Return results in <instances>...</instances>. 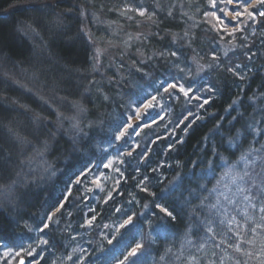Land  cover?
Here are the masks:
<instances>
[{
  "label": "trees",
  "instance_id": "16d2710c",
  "mask_svg": "<svg viewBox=\"0 0 264 264\" xmlns=\"http://www.w3.org/2000/svg\"><path fill=\"white\" fill-rule=\"evenodd\" d=\"M216 1L0 0V187L14 186L0 201V255L47 241L29 262L264 264L260 217L216 201L225 171L264 145V6L220 27L206 20ZM120 2L145 13L148 35L92 76L79 13L118 26ZM32 153L49 179L16 182Z\"/></svg>",
  "mask_w": 264,
  "mask_h": 264
},
{
  "label": "rangeland",
  "instance_id": "374dc122",
  "mask_svg": "<svg viewBox=\"0 0 264 264\" xmlns=\"http://www.w3.org/2000/svg\"><path fill=\"white\" fill-rule=\"evenodd\" d=\"M216 3L220 5V8L218 9L216 15H208L206 17V20L210 23V25L217 23L218 25H220V27H222L224 23L226 25L228 24V22L233 23L239 18H242L243 15L237 17L236 19H233L232 13L234 11H239L241 12V14L244 13L243 7H238L234 3L228 4L225 2V0H217ZM134 6L135 4H133L132 2L130 4L121 2L119 3V8L124 18H126V23L120 24L118 26H112L111 24L104 22L103 16L100 15L99 12H87L83 14L79 13L82 32H84L91 44L90 49L92 58L90 62L93 68L92 76H101L100 74H102L103 72L100 71H103V68L106 69L107 72H109V70L111 68H114L113 66H115V59L120 62L122 58L125 59L128 54L133 55V53L129 50V44L133 48V46H135L136 44H141V39L146 38V36L148 35L149 22L146 18V15H140V12L143 11L138 10V8H135ZM79 9L80 8H78V12ZM229 30L230 29L228 28L222 29V31L226 32H228ZM107 38L111 40H107ZM27 93H30L35 97V99L39 100L33 92L27 90ZM150 94L151 93H143L140 96H146L148 99L150 98ZM144 107L145 105L136 110V116L130 119L129 124H135L137 122L138 115H140L144 111ZM26 148L28 149V154L32 151H35V148H33V146L31 147L29 145ZM259 156L264 157V152L262 154H259ZM254 157L255 156L245 159L238 164L239 166L228 168L221 177V181L216 191V201L219 203V201L221 200L222 202L227 203L228 200H230L231 205H235L237 203V205H235L236 210L241 211V217H244V208H248L251 212L254 211V213L257 214V217L264 216V213H262L261 211L262 206L264 208V197H261L260 200H258L257 198H252L250 202L244 200L245 195H254L255 197L258 195H264V193H260L258 189L252 188L253 181H255L257 185H259L261 180H264V159H257L256 164L253 166L251 164V159ZM245 172H247L249 175L244 176ZM50 174V168L44 159V155L40 153H32L30 163H28L21 169L20 173H18L14 180L16 182L23 183H40L43 182L45 178L49 179ZM241 176H244L243 180H240ZM12 187L14 186L7 184L3 185V187H0V201L2 204H5V206H9L10 204ZM239 188H244L245 191L240 192L238 190ZM249 189L252 190L249 191ZM251 193L252 195H250ZM255 200L257 205L260 204L261 207L256 206ZM242 228H244V226ZM258 229L260 231V234L262 235L261 232L264 233V221H261L259 223ZM39 246H43V243L39 242L37 244H34L32 246H29L28 248H25V250L23 251H3V253L0 255V264H17L19 260H23L25 264H35L32 261L29 262V258L34 256L35 251L39 248ZM200 249H203V247L201 246ZM29 252L31 253V255H28ZM143 252L144 250L138 249L137 254L131 257H135L136 259V256L138 255L143 256L145 254ZM17 253H19L20 255L17 256ZM132 260V258L127 262L124 260L123 264H131ZM152 263L159 264V262ZM175 263L176 261L172 259L169 263L166 264ZM189 264H194V261H190Z\"/></svg>",
  "mask_w": 264,
  "mask_h": 264
},
{
  "label": "snow or ice",
  "instance_id": "6c2138e0",
  "mask_svg": "<svg viewBox=\"0 0 264 264\" xmlns=\"http://www.w3.org/2000/svg\"><path fill=\"white\" fill-rule=\"evenodd\" d=\"M225 2L228 3V4H232L233 3V0H225ZM240 6L243 7L244 13H246L249 18L255 19V17L253 16V13L251 11H249V8H256L258 6H264V0H251L250 3L240 4ZM140 15L143 16L144 15V12H140ZM241 15H242L241 12L234 11L232 13V18L233 19H236L237 17H240ZM258 15L261 16V17H264V12H259ZM234 30H238V28L237 29H234ZM173 55H175V53H173ZM228 71H232V69L229 68ZM176 87L177 86L175 84H170L168 86V88L165 89V92H167L169 89H175ZM179 90L181 92H183L185 96H187L188 95V91H190V89L188 91H185L183 88H180ZM153 100H155V97H153ZM207 103H209V101L206 99V100H204L203 104H201L200 106L203 107V105L204 104H207ZM235 103H236V101H233V104H235ZM151 106H152L151 105V101L148 104L145 105L146 108L147 107H151ZM230 107H231V105H230ZM185 119H187V117H185ZM234 119H235V117H234ZM180 123L183 124L184 121L182 120ZM189 127H190V125H189ZM249 127H251V125H249ZM252 130L253 131H256L255 129H252ZM185 131H187V128L185 129ZM123 135H124V133L121 132L116 137V139L119 140L120 137L123 136ZM262 151H264V145H262L260 149H250L249 152H248V154H246L245 156H242L241 159H248L249 157H252L253 156V153H260ZM128 155H131V152H129ZM257 159H264V157H261V156L257 155L254 158H252L251 159V164L253 166L256 164ZM109 163H111V162H109ZM107 166L108 165H106V167ZM248 175L249 174L247 172L244 173V176H248ZM244 176H241L240 177V180H243L244 179ZM252 188L253 189H258L260 193H264V180H261V182H260L259 185H257L255 183V181H253ZM238 190L240 192H244L245 191L244 188H239ZM251 190L252 189H249V191H251ZM252 198L253 197H251L249 195H245L244 196V200L249 201V202L251 201ZM61 207H63V205H61ZM158 207H159V205H158ZM59 210L60 209H57V211H59ZM161 211L165 212V214L167 216H169L170 218H172L173 220L176 219V217L173 215V213L171 211H168L167 209H164V208H161ZM261 211L264 212V208H262ZM93 219H95V217H93ZM260 219H261V221H264V216H261ZM48 220H52V216H48ZM131 222H132V217L129 216L128 219L124 221V225L130 224ZM89 223H91V222L89 221ZM124 225H121V227H123ZM49 227H50V225L48 223H44L43 229H41V231H43L44 229H48ZM209 231H211V230L209 229ZM247 242L251 243V241H247ZM41 243H47V241H41ZM141 248H143V244L137 243L136 244V247L134 249H132V251L129 252L128 255L129 256H135L137 254V250L138 249H141ZM261 248H262V250H264V243L261 244ZM236 251L239 252V251H241V249L239 247H237L236 248ZM19 255L20 254L17 253V256H19ZM28 255H31V253L29 252ZM247 255L251 256L252 254L251 253H247ZM125 259H127V257H125ZM21 264H23V261H21ZM120 264H123V261H121Z\"/></svg>",
  "mask_w": 264,
  "mask_h": 264
},
{
  "label": "water",
  "instance_id": "95a60500",
  "mask_svg": "<svg viewBox=\"0 0 264 264\" xmlns=\"http://www.w3.org/2000/svg\"><path fill=\"white\" fill-rule=\"evenodd\" d=\"M21 261H23V260H19L17 264H21ZM23 264H25L24 261H23Z\"/></svg>",
  "mask_w": 264,
  "mask_h": 264
}]
</instances>
